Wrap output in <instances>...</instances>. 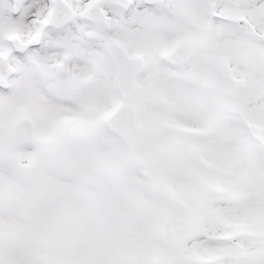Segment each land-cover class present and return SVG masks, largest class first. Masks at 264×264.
Wrapping results in <instances>:
<instances>
[{
  "label": "snow or ice",
  "instance_id": "obj_1",
  "mask_svg": "<svg viewBox=\"0 0 264 264\" xmlns=\"http://www.w3.org/2000/svg\"><path fill=\"white\" fill-rule=\"evenodd\" d=\"M0 264H264V0H0Z\"/></svg>",
  "mask_w": 264,
  "mask_h": 264
}]
</instances>
